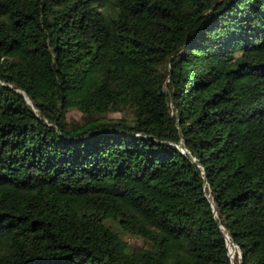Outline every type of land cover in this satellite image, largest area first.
<instances>
[{
	"label": "trees",
	"instance_id": "obj_1",
	"mask_svg": "<svg viewBox=\"0 0 264 264\" xmlns=\"http://www.w3.org/2000/svg\"><path fill=\"white\" fill-rule=\"evenodd\" d=\"M225 234L264 264V0H0V264H232Z\"/></svg>",
	"mask_w": 264,
	"mask_h": 264
},
{
	"label": "rangeland",
	"instance_id": "obj_2",
	"mask_svg": "<svg viewBox=\"0 0 264 264\" xmlns=\"http://www.w3.org/2000/svg\"><path fill=\"white\" fill-rule=\"evenodd\" d=\"M123 114H124L123 112L111 113L110 116L111 117H121ZM68 117H69V120H79L80 119V114L78 112L71 111V112H69ZM183 151H185V150H183ZM123 239L130 246H132L134 249L139 248V247H141L143 245V241L141 239H136V238L129 237V236H126V235L123 236ZM226 244H227V249H228L230 258L232 260V264H238L237 259H239V257H240V252H239L238 248L234 244H232L230 239H228L226 241ZM230 250H231V252H230Z\"/></svg>",
	"mask_w": 264,
	"mask_h": 264
},
{
	"label": "water",
	"instance_id": "obj_3",
	"mask_svg": "<svg viewBox=\"0 0 264 264\" xmlns=\"http://www.w3.org/2000/svg\"><path fill=\"white\" fill-rule=\"evenodd\" d=\"M28 100V99H27ZM28 102H30V101H28ZM181 151H182V153H184L185 151H183L182 149H181ZM225 236H226V234H225ZM229 255V254H228Z\"/></svg>",
	"mask_w": 264,
	"mask_h": 264
},
{
	"label": "built area",
	"instance_id": "obj_4",
	"mask_svg": "<svg viewBox=\"0 0 264 264\" xmlns=\"http://www.w3.org/2000/svg\"><path fill=\"white\" fill-rule=\"evenodd\" d=\"M226 241H227V237H226ZM228 254H229V252H228ZM229 257H230V255H229ZM231 259V258H230ZM232 261V260H231Z\"/></svg>",
	"mask_w": 264,
	"mask_h": 264
},
{
	"label": "bare ground",
	"instance_id": "obj_5",
	"mask_svg": "<svg viewBox=\"0 0 264 264\" xmlns=\"http://www.w3.org/2000/svg\"><path fill=\"white\" fill-rule=\"evenodd\" d=\"M226 237H227V240H228L229 238H228V236H227V235H226ZM230 252H231V250H230Z\"/></svg>",
	"mask_w": 264,
	"mask_h": 264
}]
</instances>
